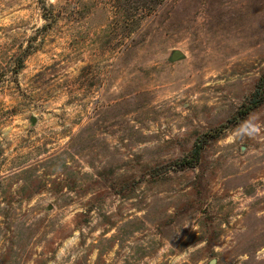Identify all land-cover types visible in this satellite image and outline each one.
Listing matches in <instances>:
<instances>
[{"label": "rangeland", "instance_id": "rangeland-1", "mask_svg": "<svg viewBox=\"0 0 264 264\" xmlns=\"http://www.w3.org/2000/svg\"><path fill=\"white\" fill-rule=\"evenodd\" d=\"M262 78L264 0H0V264H264Z\"/></svg>", "mask_w": 264, "mask_h": 264}, {"label": "trees", "instance_id": "trees-1", "mask_svg": "<svg viewBox=\"0 0 264 264\" xmlns=\"http://www.w3.org/2000/svg\"><path fill=\"white\" fill-rule=\"evenodd\" d=\"M262 79H261V81H262ZM261 84L263 85V81L261 82ZM263 93H264V89H263ZM252 96H253V98L251 99L250 105H248V110L256 107L264 99V94H263V96L262 95H259L258 96L259 98L256 97L254 94H252ZM199 153H200V146L198 145V143H196L193 146L192 150H191V155H190L189 160H188V158L182 159L180 161V166L192 165L191 163H193L194 161H196V159L199 156Z\"/></svg>", "mask_w": 264, "mask_h": 264}, {"label": "water", "instance_id": "water-1", "mask_svg": "<svg viewBox=\"0 0 264 264\" xmlns=\"http://www.w3.org/2000/svg\"><path fill=\"white\" fill-rule=\"evenodd\" d=\"M184 56L183 52L179 49H173L169 54V60L174 61L182 58ZM35 118H31V122H34ZM214 260L211 259L208 264H213Z\"/></svg>", "mask_w": 264, "mask_h": 264}]
</instances>
